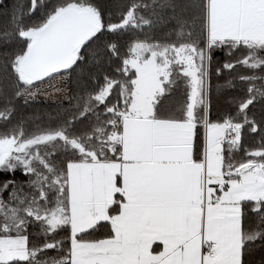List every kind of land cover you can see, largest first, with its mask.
<instances>
[{
  "label": "snow or ice",
  "instance_id": "snow-or-ice-1",
  "mask_svg": "<svg viewBox=\"0 0 264 264\" xmlns=\"http://www.w3.org/2000/svg\"><path fill=\"white\" fill-rule=\"evenodd\" d=\"M214 63L230 74L217 92H243L215 121ZM71 73L66 108L18 116ZM0 99V264L264 251V135L244 144L264 133V0H0Z\"/></svg>",
  "mask_w": 264,
  "mask_h": 264
},
{
  "label": "trees",
  "instance_id": "trees-1",
  "mask_svg": "<svg viewBox=\"0 0 264 264\" xmlns=\"http://www.w3.org/2000/svg\"><path fill=\"white\" fill-rule=\"evenodd\" d=\"M241 52H237L234 55L239 56L241 55ZM228 57L225 56L223 51H216L214 59L220 61L221 63L226 60ZM219 64L214 63L213 65V74H212V85L213 90L211 93V119L213 121L220 119L223 117L225 113H235V107L229 103V100L232 97H239L243 95L242 91L235 90V91H227L223 93H219L216 90V86L218 84H223L226 79L230 78V74L227 71H224L219 77L215 75V68L219 67ZM241 74H248L245 69L239 68L237 70ZM67 76V83L64 87H67L69 90L74 91V79H75V73L71 74H63ZM234 75V74H233ZM46 82V81H45ZM182 100V96L177 95L174 98V101L176 104H179ZM17 107V114L19 115H28L30 116L33 112H43V113H50L52 116H55L58 112L61 111L62 108H66L68 106V101L62 99L61 97H52V98H43L42 95L38 96V98L35 101L29 102V104L25 107L23 106L22 100H17L16 102ZM4 100L0 99V107H3ZM252 112L256 113L257 118H259L260 113V105L257 104L254 109H252ZM15 122V120L13 121ZM3 130V129H0ZM203 129L198 130V142L201 140ZM264 135V133L259 134H252L245 130L244 132V144L246 147L252 148L257 147L260 144L261 136ZM239 158V157H237ZM33 232H35V229H32ZM68 235L67 231H62L60 234L56 237V239H62L65 238ZM98 236L101 235L100 233L97 234ZM42 242V241H40ZM49 256L53 255H59L55 252H49L47 253ZM264 257V251H257L253 254V256L249 257L251 264H261V258Z\"/></svg>",
  "mask_w": 264,
  "mask_h": 264
},
{
  "label": "rangeland",
  "instance_id": "rangeland-1",
  "mask_svg": "<svg viewBox=\"0 0 264 264\" xmlns=\"http://www.w3.org/2000/svg\"><path fill=\"white\" fill-rule=\"evenodd\" d=\"M67 83V76L63 75V79L61 76H55L52 80H46L43 84L38 85L41 89V92L47 91L49 93H53L52 97H60L59 95L54 93V88L56 87H64ZM43 97V96H42ZM45 98V97H43Z\"/></svg>",
  "mask_w": 264,
  "mask_h": 264
},
{
  "label": "crops",
  "instance_id": "crops-1",
  "mask_svg": "<svg viewBox=\"0 0 264 264\" xmlns=\"http://www.w3.org/2000/svg\"><path fill=\"white\" fill-rule=\"evenodd\" d=\"M199 130V129H198ZM202 132H203V130H202ZM201 139H202V137H201Z\"/></svg>",
  "mask_w": 264,
  "mask_h": 264
}]
</instances>
